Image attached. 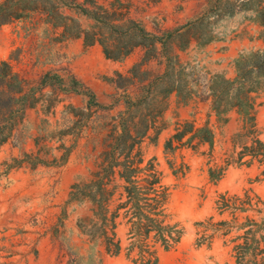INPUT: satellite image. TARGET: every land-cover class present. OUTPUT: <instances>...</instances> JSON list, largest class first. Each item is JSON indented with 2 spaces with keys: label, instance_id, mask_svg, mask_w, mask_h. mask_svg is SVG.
Instances as JSON below:
<instances>
[{
  "label": "rangeland",
  "instance_id": "1",
  "mask_svg": "<svg viewBox=\"0 0 264 264\" xmlns=\"http://www.w3.org/2000/svg\"><path fill=\"white\" fill-rule=\"evenodd\" d=\"M93 3L117 21L120 33L76 8L91 11ZM260 4L264 0H0V20L14 17L0 25V64L8 63L32 92L30 108L0 145V264H138L136 249L127 255L128 228L120 219L115 232L122 251L111 257L84 232L91 204L69 200L70 186L90 180L111 147L123 151L131 144L139 167L152 162L161 174L168 223L182 230L172 249L155 245L156 264H235L234 247L243 242L239 226L260 223L264 215V163H235L239 149L232 138L242 123L235 111L225 124L216 119L207 87L214 76L233 79L239 57L264 49ZM128 18L155 40L123 34ZM77 33L80 46L65 40ZM85 37L103 41L111 54L136 47L102 72L99 62L96 69L85 64ZM254 96L264 141V91ZM185 122L211 129L212 145L174 143L166 150ZM229 156L233 164L211 179L209 170L225 167ZM223 195L247 196L249 205L220 211Z\"/></svg>",
  "mask_w": 264,
  "mask_h": 264
},
{
  "label": "trees",
  "instance_id": "2",
  "mask_svg": "<svg viewBox=\"0 0 264 264\" xmlns=\"http://www.w3.org/2000/svg\"><path fill=\"white\" fill-rule=\"evenodd\" d=\"M147 1L157 4L162 0ZM261 6V4L257 6L259 18L257 23L264 27V7ZM3 7V5L0 6V14ZM76 8L95 22L106 25L111 32L115 33L121 29L115 19H107V10L96 6L95 3L92 4L91 11L83 8L82 5H76ZM98 11L103 12L105 17H97ZM11 19L14 17L9 15L8 20H0V25L9 23ZM126 24L123 34L126 35L131 30L140 37L147 39L150 37L155 40L138 22L128 18ZM81 35L82 33L68 35L65 40L80 38ZM96 43L103 47L105 57L113 61L125 58L136 47L131 46L124 52L111 54L107 52L103 41L99 39L89 40L85 37L83 42L85 47ZM235 71L233 79L221 76L211 78L210 85L207 87L210 110L217 120H222L223 124L227 122L226 116L230 112L235 111L239 116L242 124L232 138L233 149H239L235 154V163L239 165H250L254 161L264 163V141L259 138L260 133L256 129V96H254L264 91V49L239 57L235 62ZM26 84L19 74L12 72L8 63L0 64V145L6 141L18 115L30 108L26 102L32 92L24 91ZM177 126L175 133L165 143L166 150L174 149V143L192 148L198 144L212 145L214 134L207 126L194 128L187 122ZM127 136L129 139L132 138L131 135ZM123 137L125 135L122 133L115 138V141L118 142ZM194 141H196L195 145H193ZM131 152L132 144L123 151L111 147L104 154V159L108 161L98 165V170L91 174L90 180L85 183H73L70 186L69 200L79 199L91 204L93 218L88 220L89 229L84 232L91 240L100 241L106 255L115 257L121 253V242L116 238L115 230L120 223H124L128 228L127 255L129 256L136 249L135 263L156 264L155 245L159 244L165 251L172 249L179 242L182 230L178 228L177 223L172 225L168 223L170 219L167 213L169 192L161 184V174L155 170L152 162L140 168L142 161L136 160V156H132ZM245 158L248 159L244 160ZM233 160V156H229L225 167L210 169L209 177L215 181L219 180L226 167L233 164ZM248 201L247 196L245 200H240L228 199L223 195L218 201V209L220 211L230 208L239 210L243 208L242 206L249 205ZM237 203L241 207H232ZM118 219L121 220L120 223H117ZM239 229L244 231L237 239L243 242L234 247L235 264H264V215L260 223L246 220ZM260 232L261 236L257 237Z\"/></svg>",
  "mask_w": 264,
  "mask_h": 264
},
{
  "label": "crops",
  "instance_id": "3",
  "mask_svg": "<svg viewBox=\"0 0 264 264\" xmlns=\"http://www.w3.org/2000/svg\"><path fill=\"white\" fill-rule=\"evenodd\" d=\"M70 41V43L74 44L75 46H80V40H82V38H71L68 39ZM83 48H84V52L86 53V55L83 57L86 66H88L90 69H96L97 67V63H101L102 65V72H106L107 69L109 67H111L110 59L109 60H105L104 57H102V53L100 52V48H99V44L96 43L92 46H87L85 47L84 44L82 43ZM107 62V63H105ZM113 63V62H112ZM101 68V67H100Z\"/></svg>",
  "mask_w": 264,
  "mask_h": 264
}]
</instances>
